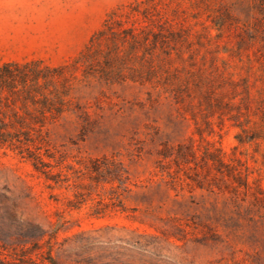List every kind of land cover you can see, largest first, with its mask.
I'll return each instance as SVG.
<instances>
[{
  "label": "rangeland",
  "instance_id": "rangeland-1",
  "mask_svg": "<svg viewBox=\"0 0 264 264\" xmlns=\"http://www.w3.org/2000/svg\"><path fill=\"white\" fill-rule=\"evenodd\" d=\"M12 1L28 36L0 65L68 67L70 95L34 136L48 179L0 148V261L264 264V31L250 0ZM135 4L149 21L127 17ZM110 19L159 41L114 61L120 76L85 79L73 65Z\"/></svg>",
  "mask_w": 264,
  "mask_h": 264
},
{
  "label": "trees",
  "instance_id": "trees-1",
  "mask_svg": "<svg viewBox=\"0 0 264 264\" xmlns=\"http://www.w3.org/2000/svg\"><path fill=\"white\" fill-rule=\"evenodd\" d=\"M248 10L259 16L257 24H263L264 31V0H250ZM138 16H141L139 21L150 20L147 8L141 10V4L130 6L127 17ZM111 20L105 22L104 28L95 35V40L90 41L73 65L74 68L82 67L85 79L99 78L106 81L115 75L120 76V69L114 66V61L127 60L128 56L141 58L138 57L139 52L145 58L148 47L155 46L159 41L160 35L147 29V26H126L127 22ZM149 36L153 38L152 41ZM95 42L98 47L104 44L106 51L95 49ZM120 47L126 49L121 52ZM99 58H102L101 63H98ZM66 70L68 67L52 69L37 63L0 65V148L25 155L34 171L46 178L53 166L45 162L43 157H52L40 152V148L34 145V136L48 121L60 117L69 103ZM39 137L40 134L36 136ZM0 264L5 263L0 261Z\"/></svg>",
  "mask_w": 264,
  "mask_h": 264
},
{
  "label": "crops",
  "instance_id": "crops-1",
  "mask_svg": "<svg viewBox=\"0 0 264 264\" xmlns=\"http://www.w3.org/2000/svg\"><path fill=\"white\" fill-rule=\"evenodd\" d=\"M22 9L20 1L0 0V53L25 50L21 40H27V16Z\"/></svg>",
  "mask_w": 264,
  "mask_h": 264
}]
</instances>
